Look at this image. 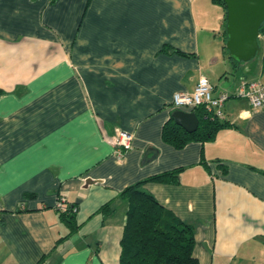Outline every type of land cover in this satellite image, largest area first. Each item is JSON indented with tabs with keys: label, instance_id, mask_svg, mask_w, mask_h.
<instances>
[{
	"label": "crops",
	"instance_id": "crops-1",
	"mask_svg": "<svg viewBox=\"0 0 264 264\" xmlns=\"http://www.w3.org/2000/svg\"><path fill=\"white\" fill-rule=\"evenodd\" d=\"M225 15L213 0H0V264H120V193L176 170L144 188L195 225L199 264H264V107L238 94L264 80V46L230 58ZM202 76L231 94L229 125L176 147L173 95Z\"/></svg>",
	"mask_w": 264,
	"mask_h": 264
},
{
	"label": "trees",
	"instance_id": "trees-1",
	"mask_svg": "<svg viewBox=\"0 0 264 264\" xmlns=\"http://www.w3.org/2000/svg\"><path fill=\"white\" fill-rule=\"evenodd\" d=\"M213 1L222 5L227 13L224 0ZM226 22L225 15L224 50L229 54L226 47ZM259 42L261 46L264 44V23L260 28ZM2 93L3 90L0 88V96ZM195 110L200 120L197 130L188 132L171 119L163 127V139L176 147H183L193 140L202 142L214 140L219 130L229 125V122L205 106ZM179 171L150 176L127 186L120 193L119 196L128 203L121 239L120 264H199V259L194 255L195 225L163 206L144 188L147 181H167L173 178L177 180ZM56 208L60 211L61 219L70 226V230H75L78 227L75 219L78 206L67 201L64 210ZM111 209L112 202H109L102 205L100 211L106 212Z\"/></svg>",
	"mask_w": 264,
	"mask_h": 264
},
{
	"label": "water",
	"instance_id": "water-1",
	"mask_svg": "<svg viewBox=\"0 0 264 264\" xmlns=\"http://www.w3.org/2000/svg\"><path fill=\"white\" fill-rule=\"evenodd\" d=\"M227 9V40L229 56L236 61H248L261 52L260 28L264 23V0H224ZM174 121L188 132L197 130L196 111L175 109Z\"/></svg>",
	"mask_w": 264,
	"mask_h": 264
},
{
	"label": "built area",
	"instance_id": "built-area-1",
	"mask_svg": "<svg viewBox=\"0 0 264 264\" xmlns=\"http://www.w3.org/2000/svg\"><path fill=\"white\" fill-rule=\"evenodd\" d=\"M214 86L211 81L202 76L198 79L195 89L192 92H175L172 99V106L175 109L195 110L198 107L205 106L209 111H213L220 118L224 117V107L226 101L231 97L227 90H222L218 95H213ZM239 95L247 98L254 109L264 107V80H243L239 89ZM134 134L131 131L119 129L113 137V144L120 148V155L124 154L122 150H128L132 146ZM66 198L60 196L57 207L65 209ZM77 208H75V211Z\"/></svg>",
	"mask_w": 264,
	"mask_h": 264
},
{
	"label": "rangeland",
	"instance_id": "rangeland-1",
	"mask_svg": "<svg viewBox=\"0 0 264 264\" xmlns=\"http://www.w3.org/2000/svg\"><path fill=\"white\" fill-rule=\"evenodd\" d=\"M210 7H212V8H214V9H221L218 5L216 6V5H210ZM264 46V44H262V47ZM259 55V54H258ZM256 56V57H254L253 59H251V60H248V61H243V62H245L246 64L245 65H247V64H249V63H253V61H256V59H259V56ZM252 61V62H251ZM243 74V73H242ZM245 74L246 75H250V73L249 72H245Z\"/></svg>",
	"mask_w": 264,
	"mask_h": 264
}]
</instances>
